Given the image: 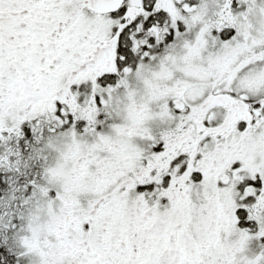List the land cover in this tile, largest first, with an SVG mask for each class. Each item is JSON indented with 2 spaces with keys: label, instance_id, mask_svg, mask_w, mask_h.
I'll list each match as a JSON object with an SVG mask.
<instances>
[{
  "label": "snow or ice",
  "instance_id": "6c2138e0",
  "mask_svg": "<svg viewBox=\"0 0 264 264\" xmlns=\"http://www.w3.org/2000/svg\"><path fill=\"white\" fill-rule=\"evenodd\" d=\"M0 264H264V0H0Z\"/></svg>",
  "mask_w": 264,
  "mask_h": 264
}]
</instances>
